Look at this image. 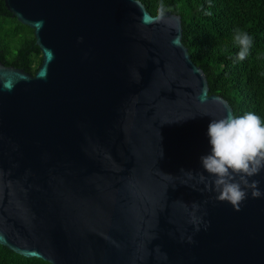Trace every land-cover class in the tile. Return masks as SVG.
<instances>
[{
	"label": "water",
	"instance_id": "1",
	"mask_svg": "<svg viewBox=\"0 0 264 264\" xmlns=\"http://www.w3.org/2000/svg\"><path fill=\"white\" fill-rule=\"evenodd\" d=\"M3 4L41 61L33 75L0 61V245L49 264H264V195L237 212L200 179H214L210 121L234 114L180 15L139 0ZM252 180L264 193V170Z\"/></svg>",
	"mask_w": 264,
	"mask_h": 264
},
{
	"label": "trees",
	"instance_id": "2",
	"mask_svg": "<svg viewBox=\"0 0 264 264\" xmlns=\"http://www.w3.org/2000/svg\"><path fill=\"white\" fill-rule=\"evenodd\" d=\"M151 15L158 5L181 17L182 43L206 76L209 93L221 96L234 116L252 112L264 121V0H139ZM236 29L253 44L244 60L237 54ZM0 61L33 75L41 53L33 31L6 10L0 0ZM0 264H49L18 255L0 245Z\"/></svg>",
	"mask_w": 264,
	"mask_h": 264
},
{
	"label": "clouds",
	"instance_id": "3",
	"mask_svg": "<svg viewBox=\"0 0 264 264\" xmlns=\"http://www.w3.org/2000/svg\"><path fill=\"white\" fill-rule=\"evenodd\" d=\"M137 7L140 5L137 3ZM165 16V5H158L156 19ZM234 41L239 45V60H244L252 47L253 38L246 32L236 29ZM210 153L201 157V166L209 177L200 175L205 187L214 186L217 202H227L234 211L251 193L253 198H260L264 193L259 190V181L249 178L264 170V121L255 113L248 112L241 116H226L213 119L207 128ZM162 155V153H161ZM191 243V237L188 238Z\"/></svg>",
	"mask_w": 264,
	"mask_h": 264
}]
</instances>
